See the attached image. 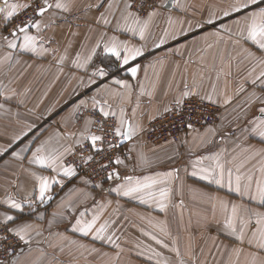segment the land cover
Masks as SVG:
<instances>
[{
	"label": "crops",
	"instance_id": "1",
	"mask_svg": "<svg viewBox=\"0 0 264 264\" xmlns=\"http://www.w3.org/2000/svg\"><path fill=\"white\" fill-rule=\"evenodd\" d=\"M168 1L140 18L128 0H60L67 10L49 0L53 7L35 20L40 30L28 31L33 51L19 47L23 33L6 31L35 0H0V223L14 234L23 228L27 241L3 264H264L252 235L264 204L226 182L230 170L242 186L252 177L254 188L264 168V140L252 132L264 120V50L244 38L256 6L225 16L244 0H173L166 10ZM11 5L20 7L6 20ZM114 45L119 59L105 51ZM126 49L141 54L125 65ZM189 97L218 105L219 121L177 143L145 142L147 124ZM80 108L108 112L122 133L127 122L131 132L113 177L97 188L63 174L72 145L91 141L90 120L77 123ZM37 148L55 158V171L31 162ZM217 163L223 187L199 178V168ZM42 178L50 185L43 201ZM233 205L238 230L239 219L251 221L242 241L224 227ZM93 220L88 235L76 230L77 221Z\"/></svg>",
	"mask_w": 264,
	"mask_h": 264
},
{
	"label": "built area",
	"instance_id": "2",
	"mask_svg": "<svg viewBox=\"0 0 264 264\" xmlns=\"http://www.w3.org/2000/svg\"><path fill=\"white\" fill-rule=\"evenodd\" d=\"M130 11L137 17L145 18L160 7V0H128ZM44 0H36L28 10L19 13L11 25V31L17 29L29 20L34 21L36 9L43 6ZM221 114V108L196 97H189L179 105L172 104L161 117L149 122L144 131L145 142L151 145L177 143L183 134L190 130L202 129L215 125ZM77 123L90 120V135L100 136L95 148L91 141L73 144L69 155L63 161L65 168H72V180H83L90 188H97L114 175L116 161L120 155L119 142L122 136H117V123L113 117L89 109L80 108L76 114ZM91 157V159H89ZM21 240L9 225L0 223V264L10 261L18 253Z\"/></svg>",
	"mask_w": 264,
	"mask_h": 264
},
{
	"label": "snow or ice",
	"instance_id": "3",
	"mask_svg": "<svg viewBox=\"0 0 264 264\" xmlns=\"http://www.w3.org/2000/svg\"><path fill=\"white\" fill-rule=\"evenodd\" d=\"M264 3V0H244L242 3H237L233 5L231 12L225 11L224 15L229 16L232 14V12L240 13L244 9L251 8L252 6H256V10L248 13L247 16V22H246V36L244 37L246 40L250 41L253 45L257 46L260 50H264V7H260V5ZM20 7L19 5H11L12 11H9L7 15L5 16V19H11L14 15H16V8ZM24 7H28V5H25ZM53 5L48 2V0H44L43 6H40L36 9L34 15L38 17H42L50 8H52ZM55 7L57 9H63L67 10L66 5L64 3H61L60 0H57V3L55 4ZM128 7H131V5H128ZM207 23H213L212 20H208ZM29 28H34L37 31L40 30L41 25L39 21H32L29 20L28 22L19 25L16 30L12 32V36L15 38L17 36V32L23 33V42L19 45L21 49H31L35 51V43H36V37L32 35H28ZM141 36H143V30H141ZM5 39H7L5 37ZM10 48L15 49L17 47V44L15 42V39L9 42L8 45ZM106 52L110 53L112 56H115L117 59L120 58V51L117 49V47L114 45L111 48H106ZM141 52L139 49H126V53L123 57V64H128L129 60L135 59L136 56L140 55ZM131 75L135 77L137 69L135 67L130 69ZM101 76L104 75L103 70H100L99 73ZM261 76H264V72L261 73ZM185 97L187 96V93L184 94ZM181 101H177V104L179 105ZM262 113H264V109L260 110ZM105 117L108 116V112L102 113ZM252 132L259 136L261 140H264V120L261 121L260 126L254 127L252 129ZM117 136H123L125 139H128L131 136V132L125 131L121 132L119 128L116 129ZM91 143L93 147L95 148L96 142L101 140L102 138L100 136H91ZM27 150V149H25ZM42 148H37L36 151L33 153V160L32 163L39 164L42 167H52L55 171V158L51 155L45 156L40 155L42 152ZM91 159V157H89ZM116 163H120L119 160L116 161ZM199 163V161H197ZM261 177L259 179L255 180V187L253 188V178L248 177V182L241 185V177L235 176L233 178L232 172L229 170L227 173V186L230 191H234L237 194L247 196L253 201H258L261 204H264V168L261 170ZM199 178L202 180H208L209 182H214L217 185L223 187L225 184V170L223 168V165L217 163L214 169H207V168H199ZM65 176H71L74 174V171L72 168H66L63 173ZM198 173L194 171L192 175H197ZM171 175V174H169ZM112 178V175L109 176V179ZM157 183V181H152L150 183H145L143 185H137L135 187H129L123 191V195L129 196L133 195L134 193H141L145 189H150L153 187V185ZM160 183H163V181H160ZM49 183L46 178L41 179L40 187H39V199L42 201L45 199V194L49 190ZM149 196L155 197V193H148ZM168 196V190L162 189L159 192V205L161 210L164 208L163 199ZM10 207L19 209L20 205L15 202H10ZM13 217L8 216L7 220L11 221ZM251 221H245L243 219H239V230L237 229V207L235 205L232 206V214L229 216L226 220V223L224 227L231 231L233 235L237 234V231H239V235H237V239L243 240L244 237V230L248 223ZM95 220L92 222H85L81 223L80 221H77L78 228L76 230L80 231L83 235H88L89 232L92 231L94 227ZM257 228L253 230L252 235L257 241V246L261 249H264V214H257L256 215V221H255ZM24 232V229L21 228L18 231H15V235L18 236V238L21 241L25 240V236L22 234ZM96 239H102L103 237L100 235L95 236ZM110 239V238H109ZM156 243L160 244L161 241L156 240ZM251 243V241H250Z\"/></svg>",
	"mask_w": 264,
	"mask_h": 264
},
{
	"label": "water",
	"instance_id": "4",
	"mask_svg": "<svg viewBox=\"0 0 264 264\" xmlns=\"http://www.w3.org/2000/svg\"><path fill=\"white\" fill-rule=\"evenodd\" d=\"M172 2H173V0H169L168 3H167V5L164 7V9H166V10H170L171 7H172ZM18 33H19V32H17V34H18ZM262 117H264V115H263ZM125 131H129V124H128V122L126 123V127H125L124 132H125ZM129 141H130V137H129L128 139H125V138L123 137V138L120 140V142H119V146L122 147V146L126 145Z\"/></svg>",
	"mask_w": 264,
	"mask_h": 264
},
{
	"label": "rangeland",
	"instance_id": "5",
	"mask_svg": "<svg viewBox=\"0 0 264 264\" xmlns=\"http://www.w3.org/2000/svg\"><path fill=\"white\" fill-rule=\"evenodd\" d=\"M35 1H36V0H35ZM48 2H49V0H48ZM34 3H35V2H34ZM34 3H33L30 7H32V6L34 5ZM162 5H163L162 0H160V7H159L158 9H162V8H163ZM30 7H28L27 9H25V10H23V11H21L20 13H22V12L28 10ZM129 10H130V9H129ZM156 10H157V9H156ZM18 14H19V13H18ZM18 14H17V15H18ZM17 15H16V16H17ZM16 16H15V17H16ZM15 17H14V18H15ZM37 17H38V16H37ZM37 17H36V19H37ZM14 18H13V19H14ZM13 19H12V21H10L9 25L7 26V31H6V33H7V35H9V36H11V34H12V32H13V31H11V25H12V23H13ZM36 19H35V20H36ZM35 20H34V21H35ZM29 29H30V28H29ZM15 30H16V29H15ZM18 34H20V33H18ZM18 34H17V35H18ZM167 111H168V110H167ZM122 138H123V136H122ZM122 148H123V146L120 147V155L122 154V152H121ZM120 155H119V156H120ZM7 225H8V224H7Z\"/></svg>",
	"mask_w": 264,
	"mask_h": 264
}]
</instances>
